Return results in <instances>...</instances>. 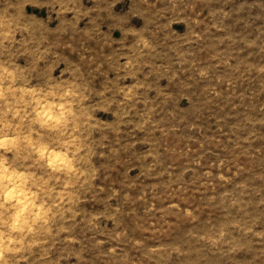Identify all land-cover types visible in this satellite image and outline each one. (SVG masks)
<instances>
[{
    "label": "rangeland",
    "instance_id": "rangeland-1",
    "mask_svg": "<svg viewBox=\"0 0 264 264\" xmlns=\"http://www.w3.org/2000/svg\"><path fill=\"white\" fill-rule=\"evenodd\" d=\"M5 66L78 99L71 132L0 143L50 213L0 264H264V0H0Z\"/></svg>",
    "mask_w": 264,
    "mask_h": 264
},
{
    "label": "clouds",
    "instance_id": "clouds-1",
    "mask_svg": "<svg viewBox=\"0 0 264 264\" xmlns=\"http://www.w3.org/2000/svg\"><path fill=\"white\" fill-rule=\"evenodd\" d=\"M77 99V90L71 83L38 88L21 82L14 68L0 67V116L5 130L0 143L9 145L13 152L19 137L7 133L19 127L16 121L29 120L33 127L71 132L75 128ZM23 139L54 173L67 176L75 170L78 143L72 138L63 140L59 147L39 142L31 133ZM47 192V186L30 170L15 165L12 155H0V244L19 246L27 234L47 223Z\"/></svg>",
    "mask_w": 264,
    "mask_h": 264
}]
</instances>
